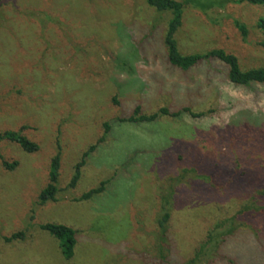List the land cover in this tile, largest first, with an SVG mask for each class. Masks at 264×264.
Masks as SVG:
<instances>
[{
	"label": "rangeland",
	"instance_id": "obj_1",
	"mask_svg": "<svg viewBox=\"0 0 264 264\" xmlns=\"http://www.w3.org/2000/svg\"><path fill=\"white\" fill-rule=\"evenodd\" d=\"M189 1L182 54L222 49L243 70L264 66V7ZM169 20L146 0H3L0 133L27 127L23 135L39 150L0 143V264H188L230 229L227 242L217 251V239L209 243L198 262L264 264V85H232L217 61L173 67L163 43ZM137 106L145 114L188 107L204 116L117 122ZM106 122L111 133L69 188ZM59 147L60 192L41 207ZM3 160L18 168L6 171ZM104 181L102 194L77 201ZM166 202L164 247L157 222ZM49 222L78 231L71 261L40 229ZM19 231L24 240L5 242Z\"/></svg>",
	"mask_w": 264,
	"mask_h": 264
},
{
	"label": "trees",
	"instance_id": "obj_2",
	"mask_svg": "<svg viewBox=\"0 0 264 264\" xmlns=\"http://www.w3.org/2000/svg\"><path fill=\"white\" fill-rule=\"evenodd\" d=\"M147 4L155 9L158 13H169L170 20L168 22V26L165 32V38L163 39V43L165 48L167 49V56L169 63L180 70L189 71L201 63L217 61L224 64L227 67V78L229 82L237 87H250V84L256 83L264 85V66L260 68L243 70L238 58L229 54L222 49L212 50L203 54H190L184 55L180 51L178 34L180 29L183 26V11L184 6L189 5L190 1L180 2L177 0H146ZM3 0H0V5H2ZM222 3V2H220ZM237 4L248 3L253 6H262L264 7V0H237ZM238 24V23H237ZM258 28L264 33V18L260 20L258 24ZM243 36L245 35L246 30H241ZM260 45L264 48V40L260 43ZM115 103H118L116 99H114ZM188 114L193 118H198L204 116L203 113L196 114L190 108L184 107L179 110L171 111L170 108L161 107L156 112L152 114H145L142 111L141 106H137L134 114L129 118H119L117 122L119 124H151L155 123L162 118H170L176 119L181 117L182 115ZM104 133L102 137H100L97 142L89 147V149L83 154L82 159L77 163L75 167V174L69 184V188H75L78 185V182L82 176V170L87 165V161L90 156L96 152L101 144H103L107 136L112 131V126L110 123L103 124ZM27 127L20 128L19 131H6L0 133V143L1 142H10L16 143L19 145L25 152L34 153L39 150V146L37 143L29 140L26 136L23 135L24 130ZM18 162H9L6 160L2 161V166L6 171H14L18 168ZM60 167H61V148L59 147V153L52 161L51 173H50V182L47 187L41 192L39 196L38 205L43 207L49 202H57V196L60 192L58 189V182L60 178ZM108 182L104 181L98 188L91 189L90 191L83 194L78 198L77 201H90L95 196L102 194L105 191V185ZM257 190L253 192V200L257 197H260L261 193H255ZM168 199V198H166ZM258 201V200H256ZM171 205V203H164L163 205V214L158 219V228L161 234V240H163V246L167 245V240L169 239L168 229L169 223L171 221V211L172 209H168L167 206ZM40 229L42 231L47 232L52 236L55 240L58 241L59 247L61 249V253L66 261H71L77 251L78 247V231L72 226L58 224V223H43L40 225ZM235 232L234 229H230L228 231L222 232L219 234V238L216 236V239H212L210 237L208 244L204 243L198 255L191 260L188 264H200L198 261L200 260V255L202 252H205L207 247L213 243L216 245V251L219 248L220 242H227L228 238L232 236L231 234ZM26 237L25 231H19L11 236L4 237L5 242L13 243L17 240H24ZM212 242V243H211ZM210 243V244H209ZM215 251V252H216ZM164 258V257H162ZM165 259V258H164Z\"/></svg>",
	"mask_w": 264,
	"mask_h": 264
}]
</instances>
